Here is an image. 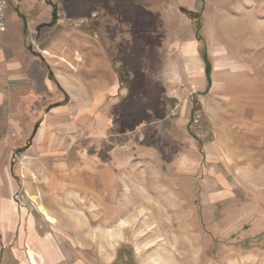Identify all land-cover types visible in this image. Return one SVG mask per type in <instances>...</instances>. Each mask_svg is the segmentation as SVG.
I'll list each match as a JSON object with an SVG mask.
<instances>
[{
    "label": "crops",
    "instance_id": "1",
    "mask_svg": "<svg viewBox=\"0 0 264 264\" xmlns=\"http://www.w3.org/2000/svg\"><path fill=\"white\" fill-rule=\"evenodd\" d=\"M187 1L7 2L0 32V264H93L62 203L95 198L107 213L115 195L108 164L123 163L114 154L119 148L138 144L137 163L154 166L153 153L167 155L173 145L186 154L204 137L205 119L197 136L192 118L203 117L218 90L199 32L182 13ZM151 134L169 146L142 143Z\"/></svg>",
    "mask_w": 264,
    "mask_h": 264
},
{
    "label": "rangeland",
    "instance_id": "2",
    "mask_svg": "<svg viewBox=\"0 0 264 264\" xmlns=\"http://www.w3.org/2000/svg\"><path fill=\"white\" fill-rule=\"evenodd\" d=\"M185 7L218 90L201 110L204 137L190 140L186 154L173 145L172 153H153L154 166L137 163L138 144L119 148L123 163L108 164L115 195L107 213L95 198L62 203L93 264H153L163 241L185 264H264V0H188ZM150 136L142 143L169 146ZM163 221L170 234L158 231Z\"/></svg>",
    "mask_w": 264,
    "mask_h": 264
},
{
    "label": "bare ground",
    "instance_id": "3",
    "mask_svg": "<svg viewBox=\"0 0 264 264\" xmlns=\"http://www.w3.org/2000/svg\"><path fill=\"white\" fill-rule=\"evenodd\" d=\"M34 201V200H33ZM163 212H165V211H163ZM163 215H165V213L163 214ZM47 219L48 220H50L51 222H55V220H53L51 217L50 218H48L47 217ZM183 222V221H182ZM122 226H123V223H120L119 224V228H122ZM169 226V225H168ZM167 225H166V223L163 221V222H161V223H159L158 224V227H157V229H158V231H160V233H161V235L163 234V232H166V234L167 233H169V231H170V229H168L169 227H168ZM171 227V226H170ZM182 230V229H181ZM150 231H152L153 233H154V235H159V233H157V230H150ZM172 231V230H171ZM186 232V231H185ZM166 234H164V235H166ZM170 234V233H169ZM178 234V233H177ZM110 237H112V236H110ZM171 237L173 238V236H172V234H171ZM181 237V239H182V235H180L179 236V238ZM185 237H186V235H185ZM166 239V238H165ZM180 240V239H179ZM189 240H191L190 238H189ZM160 241H162V240H160ZM171 241V240H170ZM175 242H173V243H177L178 242V240H176V238H175V240H174ZM183 241V240H182ZM164 242V244H159V248H158V250L156 251L157 253V256H156V258H154V259H152V263L153 264H176L175 262H178V264H185L184 262H186L187 261V259H185L186 261H184V259H183V257H180V258H178L177 256H176V253H177V249H175V250H172V249H174L175 247L174 246H172L171 244L170 245H168L165 241H163ZM168 242V241H167ZM183 242H185V241H183ZM183 242H180L181 244L183 243ZM190 243V242H189ZM183 245V244H182ZM169 246V247H168ZM191 246V245H190ZM193 247H195V246H193ZM179 255H181V254H179ZM184 258H186V257H184ZM187 263V262H186ZM193 264V263H192Z\"/></svg>",
    "mask_w": 264,
    "mask_h": 264
},
{
    "label": "built area",
    "instance_id": "4",
    "mask_svg": "<svg viewBox=\"0 0 264 264\" xmlns=\"http://www.w3.org/2000/svg\"><path fill=\"white\" fill-rule=\"evenodd\" d=\"M8 1L9 0H0V32L3 31L5 26V11ZM203 123V117L200 114H196L192 118V129L197 136H201L202 134Z\"/></svg>",
    "mask_w": 264,
    "mask_h": 264
}]
</instances>
